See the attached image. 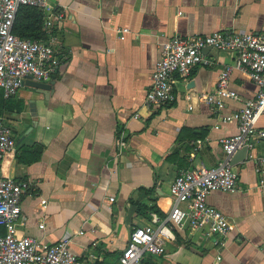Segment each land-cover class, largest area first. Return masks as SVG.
Masks as SVG:
<instances>
[{
  "label": "crops",
  "instance_id": "crops-1",
  "mask_svg": "<svg viewBox=\"0 0 264 264\" xmlns=\"http://www.w3.org/2000/svg\"><path fill=\"white\" fill-rule=\"evenodd\" d=\"M50 1L63 13L50 90L44 96L23 83L4 98L0 89V115L16 142L0 155V176L30 182L17 233L47 243L66 237L83 264H117L131 227L163 222V250L144 252V264H264V137L233 163L236 190L207 193L228 219L224 235L165 221L176 170L219 161V137L236 131L221 117L256 92L232 66L233 53L205 51L206 63L173 76L172 101L142 103L163 40L227 28L263 32L264 0ZM227 64L237 97L212 108L197 92L215 87ZM33 143L42 145L39 158L17 160L18 148Z\"/></svg>",
  "mask_w": 264,
  "mask_h": 264
},
{
  "label": "built area",
  "instance_id": "built-area-1",
  "mask_svg": "<svg viewBox=\"0 0 264 264\" xmlns=\"http://www.w3.org/2000/svg\"><path fill=\"white\" fill-rule=\"evenodd\" d=\"M21 4L41 10L44 36L28 38L11 31L16 9ZM62 14V10L50 0H0V89L4 98L13 96L26 76L39 80L48 77L58 48L56 21ZM205 47L208 49L203 50ZM210 49L232 52V66L247 73L256 85V92L237 110L221 117L223 121L234 120L236 131L219 137L223 151L219 161L213 165L199 163L176 170L169 185L173 202L165 221L192 228L204 224L206 234L224 235L229 228L228 219L210 205L206 197L212 189L236 190L237 171L230 162L232 154L242 146L249 150L256 139L264 137V31L227 28L168 37L161 42L142 103L149 108L172 101L175 98L173 76L187 77L194 65L207 62L205 51ZM230 70L231 65H224L219 70L215 87L197 92V99L220 109L225 97L236 98V91L228 87ZM117 142L120 143L121 139ZM15 144L10 126L0 115V155L13 149ZM29 188L27 179L0 176V264H83L71 250L66 237L47 243L17 233V226L22 222L21 196ZM166 230L163 222L131 227L118 254L117 264H144V252L160 253L163 250L161 238L167 235Z\"/></svg>",
  "mask_w": 264,
  "mask_h": 264
},
{
  "label": "trees",
  "instance_id": "trees-1",
  "mask_svg": "<svg viewBox=\"0 0 264 264\" xmlns=\"http://www.w3.org/2000/svg\"><path fill=\"white\" fill-rule=\"evenodd\" d=\"M42 12L40 9L26 4L17 7L11 31L19 36L28 38H39L44 36L41 29ZM42 145L33 143L22 145L16 153L17 160L21 162H31L39 158ZM139 205V204H137Z\"/></svg>",
  "mask_w": 264,
  "mask_h": 264
},
{
  "label": "water",
  "instance_id": "water-1",
  "mask_svg": "<svg viewBox=\"0 0 264 264\" xmlns=\"http://www.w3.org/2000/svg\"><path fill=\"white\" fill-rule=\"evenodd\" d=\"M208 49V47L203 48V50ZM23 83H30L33 87H35L39 92H41L44 96L46 95V91L50 90V86L52 84V80L49 77L44 78L43 80L33 79L30 76H26L23 80ZM247 147L242 146L237 149L231 156L230 162L233 164L238 160L243 159L247 154Z\"/></svg>",
  "mask_w": 264,
  "mask_h": 264
}]
</instances>
